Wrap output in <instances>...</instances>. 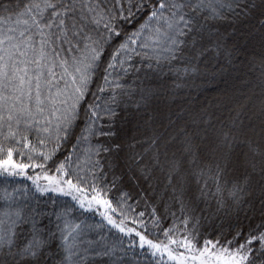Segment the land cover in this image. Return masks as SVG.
<instances>
[{
  "label": "snow or ice",
  "instance_id": "6c2138e0",
  "mask_svg": "<svg viewBox=\"0 0 264 264\" xmlns=\"http://www.w3.org/2000/svg\"><path fill=\"white\" fill-rule=\"evenodd\" d=\"M0 264H264V0H0Z\"/></svg>",
  "mask_w": 264,
  "mask_h": 264
},
{
  "label": "rangeland",
  "instance_id": "374dc122",
  "mask_svg": "<svg viewBox=\"0 0 264 264\" xmlns=\"http://www.w3.org/2000/svg\"><path fill=\"white\" fill-rule=\"evenodd\" d=\"M253 55L255 57V63L252 66L249 74H250V76L258 77L260 75V71H261V69H260L261 49L259 48L258 45L255 47ZM222 75H224V76L220 79L219 82H217V85L215 86L217 88H215V90L212 93L207 94V96L205 98V99H207L205 106H208L210 103L215 104L216 98H217L218 94L220 93V90H222V89L228 88L229 91H234L237 96H239L241 92L246 91L242 82L235 80V77L237 76V72L234 69L228 68ZM225 82H227V83H225ZM233 85H235V88H233ZM200 100L201 99L193 101L192 106L194 108H195V105H196V107H199V105L202 101V100L201 101ZM215 111H216L217 115L228 114L226 109H219V110H215ZM131 134L132 133L130 132L129 135H131Z\"/></svg>",
  "mask_w": 264,
  "mask_h": 264
},
{
  "label": "trees",
  "instance_id": "16d2710c",
  "mask_svg": "<svg viewBox=\"0 0 264 264\" xmlns=\"http://www.w3.org/2000/svg\"><path fill=\"white\" fill-rule=\"evenodd\" d=\"M225 68H226V70L228 69L227 65H225ZM214 70L215 69H213V71ZM223 76L224 75L218 76L217 80L210 83V84L209 83H203V84H201V87H199V88L193 87L191 89H185L184 93H182V95H186V97L188 99H190L192 103H193V101L201 99L202 101L200 100L201 101L200 105L198 104L199 107L205 106V103L207 102V99H205L207 94L212 93L215 90V88H217L215 86L217 85V82H219ZM197 83L199 84L201 82L197 81ZM199 107H196V105H195V108H199ZM227 116H228V114L223 115V117H225V118ZM126 190L132 191L133 195L135 196V190L134 189L126 186ZM134 202H135L134 200L130 201V203H134ZM153 203H155V201L149 202V207H148L147 211L151 210V205ZM138 210H141V211L145 210V208L143 206V202H141V207ZM159 211H163V209L160 208ZM173 211H176V209L174 208ZM206 215H207V213H206ZM168 222L171 223V220L169 219ZM202 225L204 226V228L207 229V232H206L207 238L211 239L213 237L211 235H208V234L212 233L213 229H218L221 225V221L215 217H212L211 219H207V220L202 221ZM225 227H226V225H225Z\"/></svg>",
  "mask_w": 264,
  "mask_h": 264
}]
</instances>
